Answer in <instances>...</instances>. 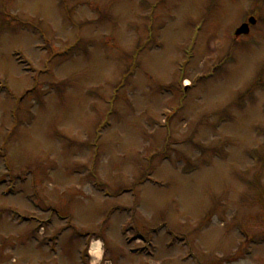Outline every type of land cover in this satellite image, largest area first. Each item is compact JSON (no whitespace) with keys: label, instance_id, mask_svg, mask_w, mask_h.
Instances as JSON below:
<instances>
[{"label":"rangeland","instance_id":"374dc122","mask_svg":"<svg viewBox=\"0 0 264 264\" xmlns=\"http://www.w3.org/2000/svg\"><path fill=\"white\" fill-rule=\"evenodd\" d=\"M92 240L264 264V0H0V264Z\"/></svg>","mask_w":264,"mask_h":264},{"label":"water","instance_id":"95a60500","mask_svg":"<svg viewBox=\"0 0 264 264\" xmlns=\"http://www.w3.org/2000/svg\"><path fill=\"white\" fill-rule=\"evenodd\" d=\"M249 24L250 25H254L255 24V20L254 19H249ZM249 33V29H248V25H242L240 28H238L235 31V36L239 37L242 35H247Z\"/></svg>","mask_w":264,"mask_h":264},{"label":"bare ground","instance_id":"6f19581e","mask_svg":"<svg viewBox=\"0 0 264 264\" xmlns=\"http://www.w3.org/2000/svg\"><path fill=\"white\" fill-rule=\"evenodd\" d=\"M99 243L97 241L92 242L89 253L92 259H95L98 257L99 251H98Z\"/></svg>","mask_w":264,"mask_h":264}]
</instances>
